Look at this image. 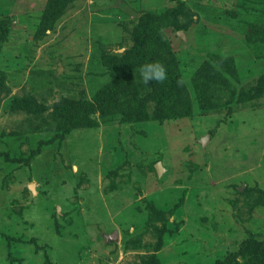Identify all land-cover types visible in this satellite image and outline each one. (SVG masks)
<instances>
[{
  "label": "rangeland",
  "instance_id": "rangeland-1",
  "mask_svg": "<svg viewBox=\"0 0 264 264\" xmlns=\"http://www.w3.org/2000/svg\"><path fill=\"white\" fill-rule=\"evenodd\" d=\"M165 9L170 101L113 60ZM122 76L136 121L71 119L66 101ZM248 239H264V0H0V264H246Z\"/></svg>",
  "mask_w": 264,
  "mask_h": 264
},
{
  "label": "trees",
  "instance_id": "trees-1",
  "mask_svg": "<svg viewBox=\"0 0 264 264\" xmlns=\"http://www.w3.org/2000/svg\"><path fill=\"white\" fill-rule=\"evenodd\" d=\"M53 3H50L52 5ZM168 12L163 10L162 12L155 14H145L142 16L139 23V35L137 37V42L134 48L125 51L119 58H113V60L119 61L120 69L126 71L128 68L127 65H133L134 63H144L146 61H158L160 59L156 54V49L154 48V40H161V34L159 29L165 25L168 18ZM160 42V41H159ZM167 72V79L161 82V88L159 93L161 97L167 99L168 101L176 97V93L180 86V77L179 73L176 70L175 66L168 63L162 62ZM177 71V72H176ZM122 77H119L118 83L121 85L118 88V92H123L125 94L132 93L133 95L127 98L126 100L120 101L118 92H114V89L110 92L101 93L100 98L95 95V103H77L74 101H66L64 105L68 102V107H72L71 119L74 122L78 121L80 118H83L90 112H93L102 108H119L121 115L125 122H134L136 121L137 115L143 110V104L137 100L135 89L131 82L126 85L122 83ZM119 92V93H120ZM120 95V94H118ZM203 102V101H201ZM73 128L67 129V131ZM242 250L247 252L250 255L246 264H264V239L262 241H256L248 239L242 245ZM235 257L233 254H229L221 260H217L215 264H225L228 261H234ZM234 264H238L235 262Z\"/></svg>",
  "mask_w": 264,
  "mask_h": 264
},
{
  "label": "clouds",
  "instance_id": "clouds-1",
  "mask_svg": "<svg viewBox=\"0 0 264 264\" xmlns=\"http://www.w3.org/2000/svg\"><path fill=\"white\" fill-rule=\"evenodd\" d=\"M140 82L147 85L151 81L163 82L167 79V72L159 61H146L136 69Z\"/></svg>",
  "mask_w": 264,
  "mask_h": 264
},
{
  "label": "bare ground",
  "instance_id": "bare-ground-1",
  "mask_svg": "<svg viewBox=\"0 0 264 264\" xmlns=\"http://www.w3.org/2000/svg\"><path fill=\"white\" fill-rule=\"evenodd\" d=\"M156 165H157V167H158V171H161V172H162V166H161V163H157ZM31 187H32V185H31Z\"/></svg>",
  "mask_w": 264,
  "mask_h": 264
},
{
  "label": "water",
  "instance_id": "water-1",
  "mask_svg": "<svg viewBox=\"0 0 264 264\" xmlns=\"http://www.w3.org/2000/svg\"><path fill=\"white\" fill-rule=\"evenodd\" d=\"M158 163H160V162H158ZM156 164H157V163H156ZM155 167H156V169H157V173L160 174L161 171H158V167H157V165H155Z\"/></svg>",
  "mask_w": 264,
  "mask_h": 264
}]
</instances>
